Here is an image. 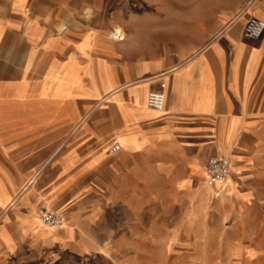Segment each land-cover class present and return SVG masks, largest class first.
Here are the masks:
<instances>
[{
    "label": "crops",
    "instance_id": "1",
    "mask_svg": "<svg viewBox=\"0 0 264 264\" xmlns=\"http://www.w3.org/2000/svg\"><path fill=\"white\" fill-rule=\"evenodd\" d=\"M26 1L11 0L0 16V255L81 245L105 214L122 234L177 208L187 221L202 217L209 157L231 167L209 184L214 199L264 173V32L243 36L248 19L264 22V0H228L199 26L195 46L159 36L134 58L117 46L123 17L130 1L151 0H47L56 22ZM90 10L110 23L65 21ZM161 75L158 113L146 101ZM40 211L59 215L60 229L38 227Z\"/></svg>",
    "mask_w": 264,
    "mask_h": 264
},
{
    "label": "rangeland",
    "instance_id": "2",
    "mask_svg": "<svg viewBox=\"0 0 264 264\" xmlns=\"http://www.w3.org/2000/svg\"><path fill=\"white\" fill-rule=\"evenodd\" d=\"M10 2L0 0V16ZM26 2L33 8V14L37 13L46 22L61 20L47 0ZM130 2L135 4L132 13L123 17L128 23L130 18L143 22L158 15L163 3L159 0ZM229 2L219 0L220 7L229 8ZM65 21L97 29L110 23V19L91 10L88 15L82 11L80 15L65 17ZM229 186L230 183L226 188ZM237 186L238 192L230 190L234 195L208 203L202 217L187 221L183 217L184 209L177 208L160 223H130L127 228L123 225L122 234L115 230L120 225L111 223V217L105 214L89 228V238L81 245L72 243L60 252L21 250L0 255V264H264V173L241 176ZM5 245L8 249L6 241Z\"/></svg>",
    "mask_w": 264,
    "mask_h": 264
},
{
    "label": "clouds",
    "instance_id": "3",
    "mask_svg": "<svg viewBox=\"0 0 264 264\" xmlns=\"http://www.w3.org/2000/svg\"><path fill=\"white\" fill-rule=\"evenodd\" d=\"M219 7V0H163L158 15L128 23L125 39L117 45L119 52L128 58L146 56L159 36L172 39L177 48L195 46L201 39L199 26Z\"/></svg>",
    "mask_w": 264,
    "mask_h": 264
},
{
    "label": "built area",
    "instance_id": "4",
    "mask_svg": "<svg viewBox=\"0 0 264 264\" xmlns=\"http://www.w3.org/2000/svg\"><path fill=\"white\" fill-rule=\"evenodd\" d=\"M250 5L251 1L246 4V7H249ZM263 32L264 22L254 18L248 19L243 27V36L247 39H259ZM163 77L164 75L159 77V87L148 93L146 101L147 107L158 113L164 110L165 103L166 83L163 80ZM119 150V144H113L109 149L111 153H117ZM230 170V163L225 158L209 157L205 164V172L210 185H216L224 182L228 177ZM216 195L218 194L216 193ZM39 221L43 226L50 229L59 228L63 224V220L59 215L52 214L47 211L39 212Z\"/></svg>",
    "mask_w": 264,
    "mask_h": 264
},
{
    "label": "bare ground",
    "instance_id": "5",
    "mask_svg": "<svg viewBox=\"0 0 264 264\" xmlns=\"http://www.w3.org/2000/svg\"><path fill=\"white\" fill-rule=\"evenodd\" d=\"M89 14V12L87 13V15ZM66 28H67V26L66 25H61L60 26V29H61V31H64V30H66ZM209 185V184H208ZM206 185V189H207V191H208V203L210 204V203H212L213 202V193H214V191H213V189L211 188V186L209 185ZM219 184H217V185H215V186H218ZM223 185V184H222ZM226 187V186H225ZM233 187V186H232ZM229 188H230V186H229ZM229 188H226L225 190H224V193L223 194H220L219 196H218V199L217 200H219V201H223L224 199H225V197H227L228 195H230V194H233L234 195V193L233 192H230V189ZM226 191V192H225ZM216 194V193H215ZM49 212V211H48ZM38 221V227H41V228H43V227H45V226H43L41 223H40V221L39 220H37ZM60 229V228H59ZM58 229V230H59ZM49 230H53V229H50L49 228Z\"/></svg>",
    "mask_w": 264,
    "mask_h": 264
}]
</instances>
